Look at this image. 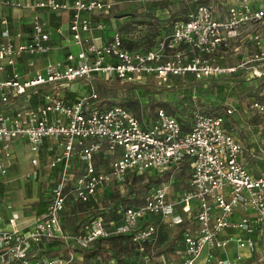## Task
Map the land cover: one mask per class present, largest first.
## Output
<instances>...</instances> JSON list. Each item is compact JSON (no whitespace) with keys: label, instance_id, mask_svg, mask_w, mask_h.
Returning a JSON list of instances; mask_svg holds the SVG:
<instances>
[{"label":"built area","instance_id":"obj_1","mask_svg":"<svg viewBox=\"0 0 264 264\" xmlns=\"http://www.w3.org/2000/svg\"><path fill=\"white\" fill-rule=\"evenodd\" d=\"M189 1L194 3L193 9L183 18L174 16L168 32L150 49L125 46L122 31L115 28L103 34L106 23L99 18L112 8L113 0L0 1V5L32 10L70 9L65 39L68 45L80 47L76 53L68 51L63 59L44 61L35 68L32 59L52 50L48 22L33 14L28 38L17 43L15 38L21 34L13 35L7 16L0 17V178L7 175L16 140L25 139L34 154L30 158L33 168L23 179L37 177L45 167L58 170L43 212L21 221L18 214L11 213L9 228L0 227V264H74L78 251H88L96 240L116 234H130L138 244L137 264H173L154 259L155 253L146 244L157 227L141 221L148 215H161L180 223V212L187 216L194 212L195 228L181 232V260L176 264H196L203 252L205 264H242L239 254L229 258L213 253L230 242L250 253L256 250L252 232L256 229L264 234V174L249 173L240 158L243 145L224 125V115L232 114L235 106L230 104L218 113L196 110L191 127L183 131L162 107L155 108V119L149 123L123 105L104 107L94 87L95 76L133 81L150 75L164 83L170 74L188 71L204 80L239 68L252 78L264 77V0L256 6L252 1L237 0L222 17L213 12L211 2L224 0ZM248 27L251 29L242 38ZM53 31L64 34L59 26ZM235 42V49L244 42L252 49L242 53L236 65H228L224 54ZM22 56L27 57V69L21 73L17 64ZM80 81L88 91L72 96L65 93ZM250 108L262 111L264 104L254 99ZM45 140L48 158L42 165L39 153ZM74 153L82 165L70 192L82 202H88L111 179L124 182L126 176L163 175L180 165L189 167L188 185L169 201L168 185L161 182L141 202L125 206L119 222L110 223L97 214L69 235L62 229L60 216L67 201L68 169ZM261 157L264 159L262 151ZM99 159L108 161L107 170H98ZM237 209L254 216L245 213L235 220ZM228 228L245 233L222 238ZM59 242L66 252L58 253ZM104 264L120 263L112 258Z\"/></svg>","mask_w":264,"mask_h":264},{"label":"rangeland","instance_id":"obj_2","mask_svg":"<svg viewBox=\"0 0 264 264\" xmlns=\"http://www.w3.org/2000/svg\"><path fill=\"white\" fill-rule=\"evenodd\" d=\"M184 1L185 0H113V6L109 12H113L117 17H113V19H111V21L106 24V27L110 29L109 25L112 26L114 23L115 27L121 29L123 36H127L129 38V27H131V23L125 22L123 16L137 15L136 18H150L151 20H157L159 18L163 19V21L173 16L183 18V13L185 12L182 11L184 10ZM226 1L227 0L218 1L217 4H215L216 1L211 2L213 7L212 10H214L213 12L220 11L219 8L221 6L225 7ZM187 6H189L187 10H192L194 4L191 2L190 5ZM158 26L159 25L155 27V32L152 34L145 32V30L140 33L136 32V35L134 36L135 38L132 39L133 48L137 49L150 47V43L154 38L155 40L160 39L164 34H166V32H168L166 30L165 32L163 29L158 30ZM235 44L236 42L232 44L224 54L225 63L228 65H236V63L240 61V55L245 53L241 47L235 49ZM245 75V79L239 81L237 85H235L234 81H230L229 79L225 78V76L205 81L204 84L200 86L201 89L198 91L200 98L197 100V103L201 105L203 110L206 108L211 110L218 109V111L221 112L225 110L224 108H226V106L231 107L235 105L236 110L231 114L229 120L230 123L232 122L237 126L235 132L237 133L239 140L242 141L244 148H246V142H250L252 139L256 138L264 141V110L259 111L255 108H250V103L254 99H257L264 104V77L252 78V76L249 74L245 73ZM118 83L120 85H125L127 82L121 79L118 81ZM96 84L97 83L95 82V88ZM78 91H88V87L84 81L72 83L69 86V91L65 93L71 96L70 94L73 95ZM98 96L100 97L99 102L104 107L109 105H123L132 113L142 116V118H146L150 121L153 120L155 112L154 110L157 105L172 104V107L175 110H178L179 108L178 96L167 93L161 89H155L153 92L144 94L142 91H137L136 89L130 91L128 89L121 88L117 91H111L98 86ZM15 150L19 152L20 159H26L27 162L30 163L29 158L34 154L26 143L25 139L22 141L21 145L16 146ZM246 150L244 149L242 156H245V154L248 153V150ZM73 167H75L76 172L77 165L75 162L73 163ZM31 168H33L32 164ZM50 170L53 171V169ZM47 172V168L42 169V176H40L41 178L39 177L40 180L38 177H35L29 179L22 178L20 181L15 180L11 182L13 184L12 188H15L13 195L16 194L15 196L18 197H26L27 195L30 196L32 194H45L42 195V197L47 199L48 188H50V186L54 183L49 181L51 184H48V181L42 178L47 174ZM54 172L57 175V180L58 170L54 169ZM68 173L69 178L70 176H73L71 171ZM188 173V169L182 171L179 169H174L167 174H163V179H165L164 182H166L167 185L169 182L167 191L170 196H174V192L177 189L184 187L188 178ZM141 180L144 179L139 178L128 183L126 181H118L115 178L111 179L106 185H104V187L98 189V193L95 198H93L91 201L89 200L88 202H82L75 196L71 195V192L68 193L65 204L67 210H65L61 217L62 229H64V232L69 235L74 234L76 232L77 223L80 220L86 217L90 218L101 213L102 211L104 212V216L108 218L110 215V211L107 210L109 204L113 202L117 196H125L128 191H130L128 193L129 195L138 196L139 194L137 193L138 191L136 189V185L140 183ZM67 188L70 189V185ZM191 217L192 215H189L188 219L186 218V220L183 221L185 223L182 222V225L181 223L178 224L177 222L173 223L170 219L161 215L152 219L155 225L160 229L158 235H153L155 237L157 246L159 243V245H161L166 241L177 242L181 232L186 229H190L188 221L191 220ZM109 221L110 223L113 222L111 219ZM256 240V250L252 253L251 259H249L247 264H264V236L258 232L256 235ZM128 243V240H118L115 238L103 239L99 241V244L104 247H110L109 249L99 250L94 247V249H96L94 252L92 249H89V251L85 250L84 252L78 251V254L74 259V264H104L105 262H108L110 259H112L111 252H126L128 249ZM59 245L62 246L58 250V253L66 252L63 242H59Z\"/></svg>","mask_w":264,"mask_h":264},{"label":"crops","instance_id":"obj_3","mask_svg":"<svg viewBox=\"0 0 264 264\" xmlns=\"http://www.w3.org/2000/svg\"><path fill=\"white\" fill-rule=\"evenodd\" d=\"M3 1V0H0ZM16 1H29V2H34L36 0H16ZM237 0H227L225 2V7H220L219 10L215 12L216 16H225L227 13V8L234 4V2H236ZM248 1H252L253 5L256 6L258 0H248ZM259 1H263V0H259ZM224 3V2H223ZM217 4V3H216ZM70 12L71 10H60V11H50V10H45V9H36V10H32V9H25L22 7H15V6H8V5H0V17L1 16H7L8 20H9V28H10V32L15 35L17 33L21 34V37H17L15 38V42H21L24 41L28 38L30 32H29V24H30V20L32 18L33 14H37L40 15L44 20H46L48 22V26L49 29L52 31L51 33V39L49 41V44L52 46V50L49 52V54L45 55V56H38V57H34L32 59V61L34 62L35 68H38L42 65V63L44 61H50V62H55L57 60H61L65 57L66 52L68 51H72L73 53H76L80 50V47H78L75 44H70L68 45L67 41H66V36L68 34V25H69V21H70ZM109 12V11H108ZM111 12V11H110ZM106 13V12H105ZM113 13V12H111ZM115 16V15H114ZM112 16L110 18L113 19ZM185 17V16H183ZM101 21H104L102 17L99 18ZM169 23V22H168ZM61 27L62 30L64 31L63 35H59L56 31H53L54 27ZM110 29L108 27H106L105 31L103 32L104 35H108L111 33V27H115L114 23L113 25H109ZM261 28H264V23L261 25ZM251 28L248 27L246 30L243 31L242 33V38H244L245 32L250 30ZM101 40H96V43H100ZM237 45V42L236 44ZM241 46V45H240ZM241 48L243 49V51L248 52L249 50L252 49V45L250 43H243ZM242 55V54H241ZM26 60L27 57H21L18 60V70L22 73L23 71H25L27 69V65H26ZM72 96V94H70ZM235 106V105H234ZM230 125L232 126V130L233 133L235 134V137L237 138V140H239V138L237 137V133L235 132V130L237 129L236 125H234V123H230ZM250 140V139H249ZM240 141V140H239ZM242 144V141H240ZM247 143V144H246ZM246 148H244L245 150H248V153L245 154V156H242L243 153L241 154L240 158L243 162V164L245 165L246 169L249 171L250 174L253 175H258V174H264V159L263 157H261V151L264 152V141L261 139H252L250 140V142H246ZM22 144V140H16L13 144V148H14V152H13V160L12 163L10 165V167L8 168V172L7 175L3 178H0V227L3 228H9L8 224H7V219L10 217V215H12L11 213H16L19 215L20 217V221L21 220H26V219H31L34 215L39 214L36 213L35 210L37 207H40L41 204L38 203V201L40 200V198L42 197V195L45 194H39V195H27L25 196H15L13 195L14 193V189L12 188L13 184L11 182L18 180L20 181V179L23 178L24 174L26 172H29L32 168H31V164L27 162L26 159L22 160L19 157V152H17L16 146H19ZM48 145V141L45 140L42 144V150L41 153H39V158H40V163L42 165L45 164L46 159L48 158V153L46 152V146ZM243 145V144H242ZM244 147V145H243ZM257 149H259V151H257ZM262 149V150H261ZM246 150V151H247ZM31 158V157H30ZM29 158V159H30ZM44 161V162H43ZM71 162V167L68 169V172H72L73 176H70L69 179V184L70 185V189L71 186L73 185V181H74V176L78 173L80 166L82 165V163L79 161L78 155L77 153H74L73 158L70 160ZM75 162V164L77 165L76 168V172H75V167H73V163ZM98 164H97V168L98 170H107L108 168V161L104 160V159H99L97 160ZM62 162H59L60 167H62ZM180 167V168H179ZM177 168H173L171 169L172 171L174 169H179V170H189V167L186 165H180ZM47 168V167H45ZM48 172L46 175H44L42 178L51 182H54L56 180V174L53 171H51L49 168ZM171 170H169L166 173H169ZM42 171V169H41ZM41 171L38 174V178L41 175ZM56 171V170H55ZM189 175V173H188ZM41 178V177H40ZM39 178V180H40ZM4 179V180H3ZM71 180V181H70ZM188 181H189V176L185 182V185L183 188H179L177 189L174 193V196H170L169 194L167 195V198L169 201H172L175 197V195L180 191L183 190L185 188H187L188 185ZM168 182V179H167ZM21 183V182H20ZM169 185V182H168ZM70 189H66L67 193H70ZM101 189V188H100ZM168 189V187H167ZM12 193V194H11ZM98 190L95 194V196L97 195ZM168 193V191H167ZM71 194V193H70ZM74 196V195H73ZM95 196H93L95 198ZM76 199V198H75ZM45 201V200H43ZM47 203L42 204V206L44 207L43 210L46 209ZM65 210H67L66 205L61 213L60 216V220L62 219V215L65 212ZM246 213L247 216L249 217H253L254 214L252 212H244L242 210L237 209L236 213L234 214V216L232 217L233 219H239L241 218V216H244ZM181 216L183 217V221L186 220V218L188 219L187 215H184L183 212H180ZM194 212H192V217L191 220L188 221L189 223V227L190 229H194L195 225H194ZM160 215H154L151 218L154 219L156 217H158ZM152 219H149V222L154 223V221H152ZM182 221V222H183ZM182 222L181 225H182ZM185 223V222H183ZM179 224V223H178ZM156 226V225H155ZM157 227V226H156ZM159 228L157 227V231L155 233V236L158 235L159 233ZM259 231H257L256 229L252 232L253 237H255L256 240V235L258 234ZM244 231H237L234 230L232 228H228L226 229L224 232L221 233V237L225 238L228 235H232V236H237V235H244ZM262 236H264V234H262ZM180 237V235H179ZM258 239V238H257ZM179 239L177 240V242H173L170 246H165L166 243H168V241H166L165 243L157 246L156 244V240L155 237L153 236V238L150 240L149 244H146V247L148 249H150L151 251H153L155 253L154 259L156 261H168L171 262L173 264L178 263L181 258V243L178 242ZM260 241V240H258ZM170 242V241H169ZM213 253L216 255H219L221 257H229V258H235V256L237 254H239L242 257V264H247L249 262V259H251V255L252 253H250L246 248H242V249H238L236 247V245L234 244V242H230L225 249H221V250H213ZM204 254V252H203ZM203 254H201V256L199 257V259L196 261V264H205L204 263V258H203Z\"/></svg>","mask_w":264,"mask_h":264},{"label":"trees","instance_id":"obj_4","mask_svg":"<svg viewBox=\"0 0 264 264\" xmlns=\"http://www.w3.org/2000/svg\"><path fill=\"white\" fill-rule=\"evenodd\" d=\"M185 3L183 4L184 6V10L185 11L183 14L184 16L186 15V13L188 12V8L190 5V1L185 0ZM194 4V3H193ZM145 6V5H144ZM186 7V8H185ZM145 9V7H144ZM143 9V10H144ZM147 11V10H145ZM114 13L111 12H107L106 14H104L102 16L104 22L106 24H108L110 22V18L112 16H114ZM117 17V16H114ZM137 15H131V16H123L124 21L125 22H130L131 23V27H129V33H130V37L128 38L127 36L124 38V44L125 46H128L129 48L133 49V45H132V39H134L136 32H142L143 30H145V32H148L150 34H152L153 32H155V27L157 25H159L157 28L158 30L163 29L164 31H168L169 30V23L170 20L174 17H169V19L163 21V19H150V18H136ZM155 21V22H154ZM118 22V20H117ZM165 27V28H163ZM112 28V27H111ZM115 29L121 30L118 27H113ZM165 31V32H166ZM164 33V32H163ZM167 33V32H166ZM165 35V34H164ZM155 38L152 40V42L150 43L151 46L147 47V48H142V49H150L151 47H153L154 43H155ZM225 76V78L229 79L230 81H234L235 85H237L239 83V81H242L245 79V71L240 70V69H236L235 71L228 73V74H220V76H211L208 78H205L204 80H199L196 79L195 76H193V74L191 72H188L183 74V75H175V74H170L168 75V79L166 82L162 83V82H158L157 78H153L150 75H142L139 78L133 80V81H126L127 83L125 85H120L118 83L119 79L116 78H105L102 79L100 77H93V79H95L96 84V91L98 94V86L102 87V88H106L108 90L111 91H117L120 90L121 88L124 89H128L130 91L132 90H140L142 91V93L147 94L150 92H153L155 89H161L163 91H166L167 93L170 94H175L176 96H178V110H175L171 105H157L156 107H162L164 110H166V112L171 115L174 116L176 118V120L178 121L179 125L181 126L183 131H187L189 130V128L191 127V122H192V117H193V113L196 110H200L202 112H208V113H218V109H202L201 105H199L197 103L198 98H200V94L198 93V91L201 89L200 86L204 84L205 81H208L210 79H215V78H220ZM100 98V97H99ZM155 107V108H156ZM129 110V109H128ZM134 114V113H133ZM138 119H141L144 123H149L152 122L155 119V112H154V117L153 120H147L146 118H142V116H138L137 114H134ZM231 116V114H225L224 117V125L226 126V128L228 130L232 129L231 125H230V120L229 117ZM232 124V122H231ZM168 172V171H166ZM167 174V173H166ZM126 182L130 183L133 182L139 178H142L144 180H141L140 183H138L136 185V189H137V193L139 194L138 196H131L128 193L130 191H128L126 193V195L124 196H117L113 202H111L107 208L109 212V217L106 218L104 216V212L102 211L99 214H102L105 218L106 221H109L110 219L114 222L117 223L119 222L120 218H121V210H123V208H125V206H129V205H135L138 202H141V200L145 197V195L154 187H156L158 184H160L161 182H164L165 179H163V175H159L157 174H152V175H146V174H141L140 176H126ZM94 197H92L90 199V201L93 199ZM45 200V201H43ZM48 202V198H44L41 197L40 200L38 201L39 204H41L40 207H37L35 212L36 213H41L43 212L44 207L42 206V204ZM97 215V214H96ZM95 216V215H94ZM152 216L154 215H148L146 216V218L142 219L141 224L146 223L147 221H149V219L151 220ZM93 217V216H92ZM92 217H86L82 220H80L77 223L76 229H78L77 227H79L80 225L88 222L90 219H92ZM148 218V219H147ZM109 238H115L118 240H128V249L126 250V252H119V251H115V252H111V257L116 260L118 263L120 264H137V260H138V256L141 254V252L138 250V244L134 243L131 240V235L130 234H116V235H111L108 238H104V239H109ZM103 239H98L95 241L93 248H91L93 250V252L96 249H109L110 247H104L101 244H99V241H101ZM172 244V241L168 242L165 244V246H170ZM94 247L96 249H94ZM90 249V250H91ZM89 251V250H88ZM109 251V250H108ZM92 252V253H93Z\"/></svg>","mask_w":264,"mask_h":264}]
</instances>
